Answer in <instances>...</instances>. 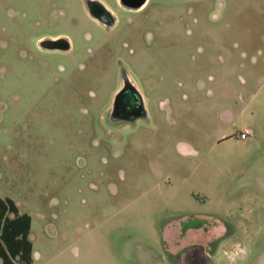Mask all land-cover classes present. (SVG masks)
<instances>
[{"label":"rangeland","instance_id":"obj_1","mask_svg":"<svg viewBox=\"0 0 264 264\" xmlns=\"http://www.w3.org/2000/svg\"><path fill=\"white\" fill-rule=\"evenodd\" d=\"M99 1L113 26L0 0V196L31 216V264H181L196 235L209 264H264V0ZM122 74L143 119L109 117ZM193 214L208 231L179 237Z\"/></svg>","mask_w":264,"mask_h":264},{"label":"flooded vegetation","instance_id":"obj_2","mask_svg":"<svg viewBox=\"0 0 264 264\" xmlns=\"http://www.w3.org/2000/svg\"><path fill=\"white\" fill-rule=\"evenodd\" d=\"M146 115L147 113L144 107L143 99L142 96H140L138 90L131 87H127L118 99L116 105V111L113 118L116 119L117 121H124L126 123H130L138 119H143L146 117ZM204 222H205V217L203 214H193V215H189L188 217L179 219L178 221L179 237H184L185 233H187L188 230H191L195 233H198L199 231L202 233L208 231L207 228L205 229ZM171 226L172 224H169L167 226V231H166L167 236L169 233L172 232ZM218 231H219L218 229L214 230L213 228L211 232L209 231L207 236H210L211 234ZM203 242H204V238L202 237L200 238L198 235H196L195 239H190L189 237V240L187 239L185 243L181 245L177 251V253L180 256V263L195 264L193 258L197 256H201L202 254L205 255L207 253L205 250L206 245ZM165 246L167 245L165 244Z\"/></svg>","mask_w":264,"mask_h":264},{"label":"trees","instance_id":"obj_3","mask_svg":"<svg viewBox=\"0 0 264 264\" xmlns=\"http://www.w3.org/2000/svg\"><path fill=\"white\" fill-rule=\"evenodd\" d=\"M31 216L20 213L13 199L0 196V264H31Z\"/></svg>","mask_w":264,"mask_h":264},{"label":"water","instance_id":"obj_4","mask_svg":"<svg viewBox=\"0 0 264 264\" xmlns=\"http://www.w3.org/2000/svg\"><path fill=\"white\" fill-rule=\"evenodd\" d=\"M119 1L121 2V4L126 5L128 7L138 8L142 6L146 0H119ZM84 2L88 13L93 18H95L97 21H99L100 23L104 24L107 27L113 26L115 22V17L112 11L106 5H104L99 0H84ZM39 45L40 47L47 50L67 51L71 48V43L69 39L64 36H59L56 38H43L39 41ZM121 78L123 81V85L114 95L113 105L109 117L114 116L118 99L127 87H131L137 90V88L133 85V83L127 76L122 74ZM113 121L118 122L116 119H114ZM193 259L195 264H209V259L205 257L204 254H202L201 256H197Z\"/></svg>","mask_w":264,"mask_h":264},{"label":"built area","instance_id":"obj_5","mask_svg":"<svg viewBox=\"0 0 264 264\" xmlns=\"http://www.w3.org/2000/svg\"><path fill=\"white\" fill-rule=\"evenodd\" d=\"M246 136H247V131H243V132H241L240 135H239V137H240L241 139H245Z\"/></svg>","mask_w":264,"mask_h":264},{"label":"crops","instance_id":"obj_6","mask_svg":"<svg viewBox=\"0 0 264 264\" xmlns=\"http://www.w3.org/2000/svg\"><path fill=\"white\" fill-rule=\"evenodd\" d=\"M163 235H164V237H165V236L167 237V232L164 231V232H163ZM164 248L167 250V246H164Z\"/></svg>","mask_w":264,"mask_h":264}]
</instances>
